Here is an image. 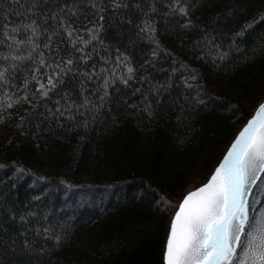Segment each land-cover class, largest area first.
<instances>
[{"label": "trees", "instance_id": "trees-1", "mask_svg": "<svg viewBox=\"0 0 264 264\" xmlns=\"http://www.w3.org/2000/svg\"><path fill=\"white\" fill-rule=\"evenodd\" d=\"M98 9L103 44L43 99L32 82L40 54L53 67L79 55L53 30L63 36L64 19L87 39ZM0 10V23L35 20L40 32L16 35L38 45L24 61L11 57L30 49L0 36V264H164L168 205L207 182L264 101V0H37L26 16L0 0Z\"/></svg>", "mask_w": 264, "mask_h": 264}, {"label": "snow or ice", "instance_id": "snow-or-ice-1", "mask_svg": "<svg viewBox=\"0 0 264 264\" xmlns=\"http://www.w3.org/2000/svg\"><path fill=\"white\" fill-rule=\"evenodd\" d=\"M12 2L19 7L14 15L26 16L29 13L35 15L33 10L37 6V0H12ZM92 7L95 8L96 5L93 4ZM113 7L119 8L121 5L114 3ZM60 11L65 17L77 15L76 10L67 3L60 8ZM178 11L186 18L189 16L186 6H181ZM101 12L102 9H98L95 13L100 23L94 21L93 27L85 30L87 39L79 35V30L71 24L65 25L64 19L60 20V28L64 35L61 36L57 30H53L52 35L62 40L66 39L79 55L75 61L72 58L63 60L57 57L53 60L55 65L53 67L52 64L46 63L43 53L40 54V67L32 70V82L35 84V91L39 92L43 99L49 97L65 76L74 73L81 61L87 63L93 52H96L94 41L103 44L100 33L105 17L100 14ZM51 18L56 19V13H52ZM5 19L3 11L0 10V20ZM260 22L264 23V19ZM10 24L11 21L0 23V36L7 37L11 41L8 47L11 49L15 46L18 51L21 45H25L30 49L27 56L17 54L11 58L16 61L32 59L31 52L38 47L32 36L40 34L38 26L34 27L36 21L12 27ZM190 26L189 20L184 27ZM28 30H31L32 36L27 37L26 40L16 39L18 33ZM140 31L154 34L155 28L145 22ZM244 31H247V28L242 29L237 35H241ZM51 39L52 36H49L50 42ZM77 43L83 44L84 47L77 48ZM89 45H92V51H85ZM45 47L48 45L46 44ZM156 54L154 48L153 57ZM2 58L6 60L9 57ZM117 59L119 60V57ZM105 63H107L106 59ZM13 67L17 66L13 65ZM46 67L52 68V71L43 72L42 69ZM133 71L132 67L127 68L129 74ZM94 74L95 68L91 74L85 72L80 75L91 80ZM131 78L129 75L128 79ZM3 79L4 72L0 71V81ZM128 79L123 82L127 84ZM108 85L109 81L105 80L103 95L99 96L101 102L109 95ZM23 87L29 89V81L25 80ZM81 87L83 88V84ZM24 99L26 100L27 96ZM14 103L15 101L9 102L6 107L11 108ZM89 103L85 98L84 105ZM56 112L60 116L64 115L60 108H57ZM20 171L24 170L20 169ZM162 201L163 198L158 203ZM173 208L176 210L170 222L164 264H264V101L258 103L253 115L235 136L207 182L188 192L178 205H168V210Z\"/></svg>", "mask_w": 264, "mask_h": 264}, {"label": "water", "instance_id": "water-1", "mask_svg": "<svg viewBox=\"0 0 264 264\" xmlns=\"http://www.w3.org/2000/svg\"><path fill=\"white\" fill-rule=\"evenodd\" d=\"M250 118H251V117H250ZM243 127H244V126H243ZM243 127H242V128H243ZM242 128H241V129H242ZM241 129H240V130H241ZM237 134H238V133H237ZM234 139H235V138H234ZM234 139H233V140H234ZM194 190H195V189H194ZM192 191H193V190H192ZM186 195H187V194H186ZM172 218H173V217H172Z\"/></svg>", "mask_w": 264, "mask_h": 264}, {"label": "rangeland", "instance_id": "rangeland-1", "mask_svg": "<svg viewBox=\"0 0 264 264\" xmlns=\"http://www.w3.org/2000/svg\"><path fill=\"white\" fill-rule=\"evenodd\" d=\"M195 185H193L192 187H190V189H192Z\"/></svg>", "mask_w": 264, "mask_h": 264}]
</instances>
